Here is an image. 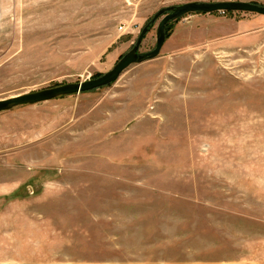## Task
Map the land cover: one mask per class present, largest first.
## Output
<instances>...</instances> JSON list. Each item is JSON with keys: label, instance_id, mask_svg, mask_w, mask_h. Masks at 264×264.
I'll list each match as a JSON object with an SVG mask.
<instances>
[{"label": "rangeland", "instance_id": "obj_1", "mask_svg": "<svg viewBox=\"0 0 264 264\" xmlns=\"http://www.w3.org/2000/svg\"><path fill=\"white\" fill-rule=\"evenodd\" d=\"M222 1L264 6L0 0V100L97 78L145 27L153 50L158 12ZM200 15L248 13L186 14L114 83L0 112V264H264V25L234 44L188 31Z\"/></svg>", "mask_w": 264, "mask_h": 264}, {"label": "water", "instance_id": "obj_2", "mask_svg": "<svg viewBox=\"0 0 264 264\" xmlns=\"http://www.w3.org/2000/svg\"><path fill=\"white\" fill-rule=\"evenodd\" d=\"M217 12H237L264 16V6L243 1H222L217 3H187L181 6L163 9L151 20V23H154L161 17L157 25L155 47L153 50L147 53L139 52V46L148 30L147 27H145L140 32L134 47L122 56L110 71L97 78L83 82L61 85L34 93L17 95L8 99L0 100V112L21 105H33L50 101L61 96L88 92L112 84L130 66L155 59L159 55L165 42L166 24L175 21L186 14H212Z\"/></svg>", "mask_w": 264, "mask_h": 264}, {"label": "crops", "instance_id": "obj_3", "mask_svg": "<svg viewBox=\"0 0 264 264\" xmlns=\"http://www.w3.org/2000/svg\"><path fill=\"white\" fill-rule=\"evenodd\" d=\"M200 25L209 26L210 32L204 30L209 37L221 39L222 42L240 44L257 37L264 25V17L256 14L241 15L239 19H216L211 15L192 16L187 22V29L196 30Z\"/></svg>", "mask_w": 264, "mask_h": 264}, {"label": "trees", "instance_id": "obj_4", "mask_svg": "<svg viewBox=\"0 0 264 264\" xmlns=\"http://www.w3.org/2000/svg\"><path fill=\"white\" fill-rule=\"evenodd\" d=\"M167 27H168V24H166V26H165V33H166V30H167ZM165 38H166V34H165Z\"/></svg>", "mask_w": 264, "mask_h": 264}]
</instances>
